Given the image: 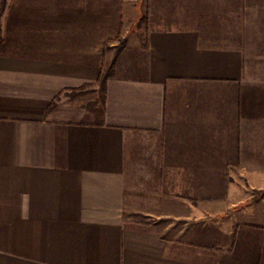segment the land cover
Listing matches in <instances>:
<instances>
[{"label":"crops","instance_id":"obj_1","mask_svg":"<svg viewBox=\"0 0 264 264\" xmlns=\"http://www.w3.org/2000/svg\"><path fill=\"white\" fill-rule=\"evenodd\" d=\"M262 191L264 0H0V264H264Z\"/></svg>","mask_w":264,"mask_h":264},{"label":"rangeland","instance_id":"obj_2","mask_svg":"<svg viewBox=\"0 0 264 264\" xmlns=\"http://www.w3.org/2000/svg\"><path fill=\"white\" fill-rule=\"evenodd\" d=\"M135 16H136V14H134V12H133L132 15H127L126 17H127V19L130 18V22H131V23L134 22V19H135V21L137 20V22H136L137 25H140V24L144 23V21H145L144 18H142V20L140 21L141 16H139L138 19H137V17L135 18ZM125 26H126V28H128V23H127V21H126ZM133 28H134V26H133ZM123 43H124V42L121 41V43L119 44V47L117 48V52H119V50L122 49V47H123ZM117 52H116V53H117ZM111 70H112V65L106 70V72H110ZM100 87H101V86H100ZM101 89H102V87H101ZM259 193H260V192H257V193H256V198H257V194H259Z\"/></svg>","mask_w":264,"mask_h":264},{"label":"trees","instance_id":"obj_3","mask_svg":"<svg viewBox=\"0 0 264 264\" xmlns=\"http://www.w3.org/2000/svg\"><path fill=\"white\" fill-rule=\"evenodd\" d=\"M142 19H140V21H141ZM120 53V50H119V52H117V54H119ZM110 76H112V70L110 71V72H105V74H103L102 75V77H101V80H100V86L102 87V90L103 91H105V89H106V81H107V79L110 77ZM54 105V104H53ZM53 105H51L50 107H49V109H48V112L50 111V110H52V108L54 107ZM264 196V191H262V192H260L259 194H257V198H261V197H263Z\"/></svg>","mask_w":264,"mask_h":264}]
</instances>
